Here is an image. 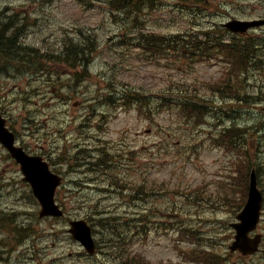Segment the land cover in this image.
Masks as SVG:
<instances>
[{
	"label": "rangeland",
	"instance_id": "rangeland-1",
	"mask_svg": "<svg viewBox=\"0 0 264 264\" xmlns=\"http://www.w3.org/2000/svg\"><path fill=\"white\" fill-rule=\"evenodd\" d=\"M212 3L210 7L203 0H187L181 19L172 11L178 9L179 0H152L150 10L134 16L118 13L120 5L115 12L105 0H0V21L6 23L2 18L8 15L15 19L21 44H31L47 55L73 40L89 38L93 45L81 71L53 62L42 63L40 72L21 75L10 68L0 70L2 114L18 143L30 152L43 149L40 155L62 174L57 195L65 211L58 221L38 217L39 205L30 196L18 164L0 144V264H95L107 260L106 249L121 250L124 243L127 249L116 253L113 263L124 253L147 264H201L193 262L199 257L192 254L199 242L213 247L206 256L218 254L227 263L261 264L260 253L243 257L223 252L231 240L226 230L229 219L246 196V167L253 165L249 160L257 152L253 154L250 141L244 139L225 144L219 133L224 125L247 124L248 111H264V104L251 107L250 102L239 103V98L226 94L222 84L230 65L225 58L214 53L184 57L166 48L142 47L137 38L140 31L166 39L178 31H206L218 27L224 16L264 17V0ZM254 75L250 83L247 77L242 80L244 88L239 87L249 95L257 94V81L264 91V68ZM113 83H124L147 96L142 102L114 97L107 103L101 99L112 93L108 84ZM186 92L201 102L197 113L176 103ZM230 109L238 110L233 122L227 116ZM249 121L253 125L254 120ZM246 132L256 138L254 126ZM81 146L88 154L78 156L96 164L83 165L84 160L72 158ZM104 150L117 162L112 179L119 185L107 180L105 170L110 168L102 157ZM258 166L264 193V164ZM144 190L148 194L142 199ZM162 213L184 215L178 218L183 222L172 225L173 218L165 219ZM192 215L202 221H194ZM85 216L99 242L92 256L66 232L68 219ZM113 218H119L123 229L118 233L123 232L125 239L113 241L117 248L105 235L107 219ZM18 224L36 232L18 233ZM129 229L131 234H125ZM257 232L264 234V215Z\"/></svg>",
	"mask_w": 264,
	"mask_h": 264
},
{
	"label": "trees",
	"instance_id": "trees-1",
	"mask_svg": "<svg viewBox=\"0 0 264 264\" xmlns=\"http://www.w3.org/2000/svg\"><path fill=\"white\" fill-rule=\"evenodd\" d=\"M110 5L114 8H117L118 5H120V9H118V13L128 14L131 13V15L134 16L136 12H139L142 10L143 12L146 10V8L150 7V0H107ZM5 20L6 24L0 21V70L5 68H10L13 71H18V69H34L36 64L43 59H40L41 57L45 56V54H40L38 51H42L38 49L37 47L29 44L26 45L24 42L19 46L17 43V36L18 32H20V28L17 25L15 19L8 15L7 17L2 18ZM6 32V33H5ZM11 32H16L14 35H9ZM141 32V31H140ZM139 43L140 44H150V37L143 36L140 34L138 36ZM248 42L238 46L236 44L231 45L232 48L236 47L238 49V52L242 55V58L249 57V61H244L243 63L246 65L245 69L247 68L248 64L250 68H253L254 66H258L262 59L259 57L260 53L262 52L261 49L264 48V36L259 37H252L249 36L246 38ZM83 42V43H82ZM82 42H76L75 40L71 41L70 43L64 44L59 52L51 53L52 55H48L49 57L56 58L51 59L53 61H60L62 63L69 64L71 59L74 58L75 62L79 61L83 55H85V49L84 46L86 43L85 40ZM10 53V54H9ZM7 55H11V57H8ZM75 56V57H74ZM254 69V68H253ZM109 86H112L114 89H112L115 94V96H118V99L122 100L126 98H133L135 101H140L143 96V93L138 91L137 89L133 87H128L124 83H121L120 85L116 86V83L108 84ZM242 95L244 93H241ZM112 93H105L104 97L101 100H106V102L110 103L112 102L113 98L115 96H112ZM264 94H260V98L263 99ZM108 105V104H107ZM256 122L259 123V119H256ZM260 129L257 132L258 140L257 143H260V140H264V122H260ZM249 130L246 126H239L236 125L234 130L229 136V142L230 143H238L241 139H248L246 136V131ZM99 150H102L99 148ZM80 154H86L87 149L85 150H79ZM79 154V153H78ZM78 154L75 156L77 159H82L86 163L83 162V165L87 164H96V162H93L92 160H88L86 157H79ZM102 157L106 160L108 163V167L110 169L105 170V174L107 176V180L111 183V185H119L120 183L116 180L112 179L113 176V170L116 169L113 164V156L109 154L107 151H102ZM93 168H90V170ZM106 180V179H103ZM108 185V183H107ZM107 188H104L103 191H107ZM148 191L144 190L142 191V199H145L147 196ZM101 212V211H98ZM117 218L108 219V226L106 229L110 232L107 236L108 241L110 242V246L113 248H117L116 242L113 243L114 240L118 241H124L125 239L122 234H119L118 231L122 230L123 227H118V224L120 225V222H116ZM30 230L28 227L20 228L17 232H28L27 230ZM121 233V232H120ZM127 249L124 245L121 247V250ZM121 250H114V252H108V259L105 261V264H118L116 261L121 260L122 258H125L127 261L124 264H147L144 261L139 260L135 255L133 257L123 256L124 253L118 254L117 258L115 259L113 263V259L116 255V253H119ZM113 253V254H112Z\"/></svg>",
	"mask_w": 264,
	"mask_h": 264
},
{
	"label": "water",
	"instance_id": "water-1",
	"mask_svg": "<svg viewBox=\"0 0 264 264\" xmlns=\"http://www.w3.org/2000/svg\"><path fill=\"white\" fill-rule=\"evenodd\" d=\"M264 23L261 21L252 22H238L232 21L227 26L235 31L245 30L247 27ZM3 120L0 118V141L8 147L12 155L21 164V169L25 175V179L30 181L41 201L40 216L52 214L54 216L61 215V211L58 209V205L54 204L53 193L54 187L58 182V179L54 178L51 173L46 169V164L42 162L40 157L28 156L21 148H15L12 146L13 137L3 127ZM254 173L251 175V185L249 200L247 201L243 211L238 215V218L244 221V225L239 229L236 240L230 246L231 249L239 248L243 252H249L253 250V246L257 242V238H246V232L254 225L256 220L259 203L261 202V196L258 189L255 186ZM71 228L69 231L73 234V237L78 239L86 248L88 253H92L95 248V244L91 238V228L84 220H71Z\"/></svg>",
	"mask_w": 264,
	"mask_h": 264
},
{
	"label": "bare ground",
	"instance_id": "bare-ground-1",
	"mask_svg": "<svg viewBox=\"0 0 264 264\" xmlns=\"http://www.w3.org/2000/svg\"><path fill=\"white\" fill-rule=\"evenodd\" d=\"M1 24H3V23H1ZM5 24H6V23H5ZM5 33H6V32H5ZM15 33H16V32H13L12 35H14ZM83 40H84V39H83ZM83 40H75V41H76V42H82ZM17 42H18L17 44L20 46V45H21L20 41L17 40ZM85 42H86V43H84V44H85V46H84L85 52H86V53H91V51L93 50V45H90V43H91L92 41L88 38L87 41L85 40ZM82 43H83V42H82ZM86 53H85L84 57H83V55L80 56V57H82V58H81L79 61H77V62H75L74 58H72L71 61H70V63L68 64V67H69V68H72L73 71H75L76 67L78 68V67L80 66V64L84 62V60H85V58H86ZM40 59H43V57H41ZM35 67L41 69V68H42V60H40V61L36 64ZM82 69H83V68H82ZM82 69L80 68V69H78V70L81 71ZM246 70H247L248 72H250V73H255V71H256L255 69L250 68L249 64H248ZM0 110H1V109H0ZM99 148H100V147H95L94 150H99ZM86 154H88V151H87ZM114 159H115V158H114ZM114 159H113V164H114ZM115 164H116V165H115ZM115 164H114V166L117 167V162H116ZM113 243H114V242H113Z\"/></svg>",
	"mask_w": 264,
	"mask_h": 264
}]
</instances>
